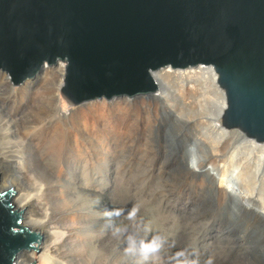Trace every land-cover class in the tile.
<instances>
[{
  "label": "bare ground",
  "instance_id": "obj_1",
  "mask_svg": "<svg viewBox=\"0 0 264 264\" xmlns=\"http://www.w3.org/2000/svg\"><path fill=\"white\" fill-rule=\"evenodd\" d=\"M65 68L59 62L20 86L0 72V193L15 192L13 207L22 226L41 238L34 252L19 253L16 264H144L142 253L130 252L124 239L96 235L112 217L101 213L90 197L102 191L100 183L111 181L115 153L118 159L127 154L123 159L132 166L155 161L160 173L171 176L165 147L153 139L157 108L148 117L128 108L144 99L159 102L193 126L217 166H229L234 159L229 142L238 143L239 189L264 211V144L223 127L226 98L212 67H167L153 74L157 94L77 106L61 93ZM201 187L200 181L186 178L177 194L181 203L194 210L202 207Z\"/></svg>",
  "mask_w": 264,
  "mask_h": 264
},
{
  "label": "water",
  "instance_id": "obj_2",
  "mask_svg": "<svg viewBox=\"0 0 264 264\" xmlns=\"http://www.w3.org/2000/svg\"><path fill=\"white\" fill-rule=\"evenodd\" d=\"M59 62L76 106L157 94L167 67H212L223 127L264 144V0H0V72L20 86ZM14 193H0V264L39 246Z\"/></svg>",
  "mask_w": 264,
  "mask_h": 264
},
{
  "label": "rangeland",
  "instance_id": "obj_3",
  "mask_svg": "<svg viewBox=\"0 0 264 264\" xmlns=\"http://www.w3.org/2000/svg\"><path fill=\"white\" fill-rule=\"evenodd\" d=\"M128 108L147 117L151 108H157L153 139L157 146L163 143L164 162L174 170L171 176L160 173L155 161L132 166L123 159L127 154L120 155L121 160L115 153L111 181L100 183L102 191L90 195L94 206L112 217L96 235L111 233L115 240L124 239L130 252L142 253L144 264H264V211L239 189L238 143L229 142V156L234 158L229 166H217L193 126L159 102L144 99ZM185 177L202 183V211L181 203L177 194Z\"/></svg>",
  "mask_w": 264,
  "mask_h": 264
}]
</instances>
